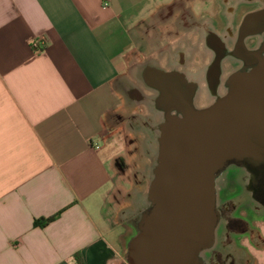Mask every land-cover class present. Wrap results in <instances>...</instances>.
Masks as SVG:
<instances>
[{
    "label": "crops",
    "instance_id": "0c3cea01",
    "mask_svg": "<svg viewBox=\"0 0 264 264\" xmlns=\"http://www.w3.org/2000/svg\"><path fill=\"white\" fill-rule=\"evenodd\" d=\"M195 1L0 0V264L125 263L133 203L113 202L117 156L102 138L116 84L169 29L163 13Z\"/></svg>",
    "mask_w": 264,
    "mask_h": 264
},
{
    "label": "water",
    "instance_id": "95a60500",
    "mask_svg": "<svg viewBox=\"0 0 264 264\" xmlns=\"http://www.w3.org/2000/svg\"><path fill=\"white\" fill-rule=\"evenodd\" d=\"M241 1L255 8L237 31L231 14H224L225 29L210 33V42L217 36L228 46L236 41L238 48L225 46L219 57L210 46L206 68L193 74L194 82L189 73L179 74L174 91L159 85L163 72L155 70L157 76L147 79L157 92L154 106L161 121L152 178L143 201L129 214L137 220L126 264H202L205 259L220 264L219 254L226 264H241L238 240L245 234L232 232L231 221L241 209L264 220L254 190H243L246 173L238 168L223 172L232 162L264 164V0ZM248 38L259 42L250 48ZM228 183L240 193L229 195Z\"/></svg>",
    "mask_w": 264,
    "mask_h": 264
},
{
    "label": "rangeland",
    "instance_id": "374dc122",
    "mask_svg": "<svg viewBox=\"0 0 264 264\" xmlns=\"http://www.w3.org/2000/svg\"><path fill=\"white\" fill-rule=\"evenodd\" d=\"M216 7L217 12L215 13ZM205 10L210 11V22L217 20L218 24L224 23L223 25H226L229 23L220 21L221 14H223L221 12L223 7L220 2L214 0L194 2V11L198 16ZM229 21H232V19H229ZM166 29L168 27H165ZM196 33L193 50L188 49L187 56L182 57L186 65L181 70L187 71L189 69L192 76L206 68L210 62L207 53L205 54L202 50L200 33L198 31ZM162 34L161 28L154 29L151 33L154 38L151 39V44H148L147 48L140 52L138 60L134 59L129 62L125 75L118 80L116 87L120 92V108L118 113L113 116V122H107V129L102 137L107 140L111 153L117 156L114 161L118 171V180L114 186L116 191L113 195V202L119 203L122 208H130L129 203L131 202L133 203V211L135 210L134 205L140 200L143 201L152 178V168L156 160L158 126L161 121L160 113L154 106V93L145 87L138 77L144 62L148 58L157 57V52L162 45L160 41L164 40ZM178 51L182 50L173 49L171 52H175L176 55L181 54ZM169 53H166L165 59L173 63L177 57L172 54L168 57ZM195 57L197 58L196 62H194ZM200 92L207 95L203 86H200ZM230 193H234V190L228 191L229 195ZM240 201L239 199L236 203ZM251 204L253 203L249 205ZM123 212H126L123 216L129 218L131 212L128 209ZM238 216L247 220L251 227L248 233L250 235L247 237L254 239L250 241V238L245 236L239 238L238 245L240 250L243 251L237 255L241 259L240 263L247 264L246 260H249L248 264H264V239L261 241L254 238L257 232L258 235L264 236V232L260 227L261 220L254 213H249L245 209H241ZM136 220H130L129 222L134 226ZM252 230L254 232H251ZM131 233H135V230L133 229ZM123 259L125 263L120 264H126V255H123Z\"/></svg>",
    "mask_w": 264,
    "mask_h": 264
},
{
    "label": "flooded vegetation",
    "instance_id": "af4514ba",
    "mask_svg": "<svg viewBox=\"0 0 264 264\" xmlns=\"http://www.w3.org/2000/svg\"><path fill=\"white\" fill-rule=\"evenodd\" d=\"M214 1L220 2L221 6L223 7V11L221 10L223 14H221L222 17L220 21L227 22V19L224 17V14L226 15L231 14V18H233V22L236 25V29H235L236 31L241 26L242 20L245 14L248 13L249 11H253L255 8L254 6L246 7L244 2L241 0L239 1L238 0L237 1L235 0H214ZM173 7L172 9L170 8L169 10H166L163 13V16L160 18L165 23L166 26L170 25V27L168 30H166L165 33L162 34L165 39L163 40L164 42L160 46V50H158L157 52V57L148 58L144 62V64L142 65L139 77H138L141 80V83L145 87H147L149 90H151L154 93V95L157 94V92H154L155 87L148 86L149 80L147 79L150 78L151 76L152 77L157 76L156 74H154L155 70H158L159 72H163L166 75V76H161V77L158 75L159 78L157 77L156 78L158 79V81H160L159 85L162 88L164 87L166 89H169L170 91L171 90L174 91V89H177L180 87L179 86L180 84L179 74L189 73L192 76L189 69L187 71L181 70V68L185 67L186 65L184 64L185 60L182 58L185 55L181 57L182 59H180V64L176 61L177 59L172 63L171 61H168L165 58H166L167 52L168 53L170 52L168 54V57L170 54H172L175 57L176 55L174 54L175 52L173 53L171 52L173 49L182 50L178 52L183 53V54L185 53L187 56V50L188 49L193 50L194 43L196 42L195 41L196 34H197L196 31L200 33L201 37L199 38L201 40L202 46L205 49V54L207 52H210V46L218 52L217 54L219 57L223 56L222 50H223V47L225 46L232 49L233 44H235L236 48H238L236 41L235 42L231 41L230 46H228L229 45L228 42H224V40H221V37H217V36L216 37L212 36V38H215V39L212 40V42H210V35L211 34L213 35V31H214L212 28H214L216 32L220 35V33L225 29L226 25H223L224 23L218 24L216 22L217 20L210 22V18H209L210 11L209 10H205L201 12L198 16L196 12L194 11V6H193L192 11H190V8L188 9L187 7H184L182 2L174 5ZM216 12H217V7H216L215 13ZM210 24L212 25L210 26ZM258 42L259 41L257 40V38H248L245 43L248 47L253 48L256 46ZM180 55L182 54H179L178 56ZM196 61H197V58L195 57L194 62ZM230 66H233V64H231ZM198 100L196 99V102H198ZM184 102L186 103V100H184ZM229 168H236V169L238 168L240 170H243V172L246 173L245 175L247 176V181H245L243 184V190L246 192H251V190L253 189L254 199L261 204L264 210V164L255 167V166L248 164L247 162H232L226 166L223 172H227ZM248 172H250V174L253 173L251 175H254V176L256 175V181L254 183L250 181L249 178L251 177L247 175ZM228 184H229L227 188L228 191L232 189L234 190L235 194L238 193V191L240 193L241 191L240 189L233 187L231 183H228ZM234 193H230V195H233ZM260 227L262 231L264 232V220L260 221ZM133 229H134V226H133ZM230 229L234 233L241 234V235L245 234V237H247L250 235V234L248 235V233L250 232L251 227L248 224L247 220L240 217L237 220L231 221ZM251 232H254V230H252ZM256 234L257 235L254 236L255 239H259L261 241L264 239L263 238L264 236L258 235L259 234L258 232ZM247 238H250V237H247ZM251 239L253 238H250L249 240L251 241ZM229 241L230 240L228 239L227 243H229ZM219 262L220 264H226V259L222 258L221 254H219ZM202 264H208L207 260L205 259V261ZM232 264L234 263L232 262ZM247 264H248V261H247Z\"/></svg>",
    "mask_w": 264,
    "mask_h": 264
},
{
    "label": "trees",
    "instance_id": "16d2710c",
    "mask_svg": "<svg viewBox=\"0 0 264 264\" xmlns=\"http://www.w3.org/2000/svg\"><path fill=\"white\" fill-rule=\"evenodd\" d=\"M62 212H59L49 218H40L34 221V227H40V228H44L47 225H49L50 223H52L53 221H55L56 219H58L60 217ZM240 218V217H239Z\"/></svg>",
    "mask_w": 264,
    "mask_h": 264
},
{
    "label": "built area",
    "instance_id": "2783aa9c",
    "mask_svg": "<svg viewBox=\"0 0 264 264\" xmlns=\"http://www.w3.org/2000/svg\"><path fill=\"white\" fill-rule=\"evenodd\" d=\"M46 45L45 41L43 39H36L35 41L32 42L31 47L33 49H40L44 48Z\"/></svg>",
    "mask_w": 264,
    "mask_h": 264
}]
</instances>
